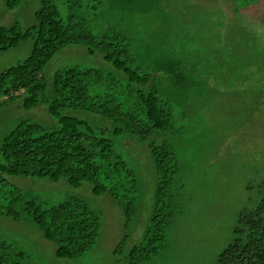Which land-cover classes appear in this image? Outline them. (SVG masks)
Wrapping results in <instances>:
<instances>
[{
  "label": "trees",
  "instance_id": "16d2710c",
  "mask_svg": "<svg viewBox=\"0 0 264 264\" xmlns=\"http://www.w3.org/2000/svg\"><path fill=\"white\" fill-rule=\"evenodd\" d=\"M38 1L34 24L23 26L15 20L0 25V53L32 40L30 53L0 72V108L16 100H21L25 109L45 105L56 122L49 125L19 120L0 141V216L33 222L56 244L57 256H84L99 238L100 213L76 194L50 201L25 193L10 178L65 179L72 188L89 183L94 194H108L122 206L129 228L137 210L139 181L117 149L116 138L144 142L156 174L153 213L142 240L125 258L128 264H150L165 250L167 230L181 212L176 183L182 165L167 135L176 129L173 96L176 92L193 94L196 86L203 94L219 76L203 73L208 69L201 71L202 75L191 55L180 56L176 50L154 64L165 76L144 71L137 64L132 38L125 30H94L104 0H65V17L57 0ZM22 2L4 0V5L15 9ZM201 3L204 1L198 0L197 4ZM211 5L206 19H212L207 30L214 46H224L223 35L231 36L230 25L235 22L245 25L256 37L247 42L249 54L257 55L251 64L258 60L248 69L247 80L257 81L252 85L258 84L254 88L264 95V0H211ZM195 8L189 5L182 15H197ZM155 31L150 29L147 48L156 47L151 44L152 37L162 36ZM203 34L201 31L198 36ZM72 44L84 45L90 53L101 52L113 70L71 66L57 70L48 79L47 64ZM215 69L218 72L219 68ZM128 238L125 233L116 254L125 251ZM28 255L19 244L0 237V264H28ZM215 264H264V197L253 208L240 212L232 239Z\"/></svg>",
  "mask_w": 264,
  "mask_h": 264
},
{
  "label": "rangeland",
  "instance_id": "374dc122",
  "mask_svg": "<svg viewBox=\"0 0 264 264\" xmlns=\"http://www.w3.org/2000/svg\"><path fill=\"white\" fill-rule=\"evenodd\" d=\"M203 1L197 4L198 0H104L102 16L93 23L98 33L108 27L125 30L132 38L137 64L144 71L158 76L161 72L154 64L176 50L180 56L191 55L200 73L208 69V73H203L219 76L217 83H210L203 94L196 86L193 94L176 92L173 96L176 129L167 135L175 144L182 165L176 183L181 212L167 230L165 250L150 264H215L218 254L232 239L240 212L253 208L264 197V95L254 88L258 84L252 85L257 81L247 80L248 69L258 64V60L251 64L257 55L249 54L247 42L256 37L246 31L245 25L235 22L230 25L231 36L223 35L224 46H214V38L207 30L212 19H206L211 0ZM57 3L65 17V0ZM191 4L197 15H182ZM38 7V0H23L19 7L7 9L4 0H0V25L15 20L23 26L32 25ZM150 29L162 35V41L152 37L155 48H147ZM201 31L202 37L198 36ZM31 47L32 40H28L0 53V72L23 60ZM71 66L113 70L101 52L90 53L86 46L72 44L50 60L45 68L46 77L51 79L57 70ZM161 75L165 76L163 71ZM164 85L167 88L169 83ZM74 113L89 116L86 112ZM22 119L49 125L56 122L45 105L25 109L21 100H16L0 108V141ZM116 140L117 149L139 181L137 210L129 228L122 206L108 194H94L89 183L72 188L65 179L10 178L25 193L39 194L50 201L76 194L101 216L96 244L79 258L57 256L56 244L46 239L33 222L0 216V237L25 249L28 264H128L125 254L142 240L150 224L156 174L146 143L127 138ZM125 233L129 234L125 251L116 254Z\"/></svg>",
  "mask_w": 264,
  "mask_h": 264
}]
</instances>
